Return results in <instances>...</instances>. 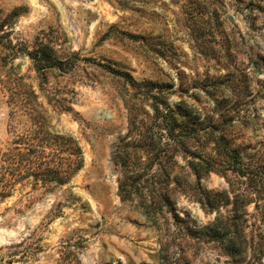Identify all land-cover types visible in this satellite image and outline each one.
<instances>
[{"label":"rangeland","instance_id":"1","mask_svg":"<svg viewBox=\"0 0 264 264\" xmlns=\"http://www.w3.org/2000/svg\"><path fill=\"white\" fill-rule=\"evenodd\" d=\"M200 11L219 18L190 25L187 12ZM37 42L54 47L62 70L40 76L26 55ZM107 67L154 81L167 104L183 99L204 119L238 105L264 121V0H0V166L35 127L13 103L16 91L28 93L46 128L64 136L63 159L70 137L82 151L80 167L51 191L28 177L0 197V264H264L252 250L234 260L200 228L216 215L203 210L209 191L228 184L215 171L197 177L181 152L165 159V182L153 179L152 165L134 183L147 191L161 185L170 204L121 199L117 146L131 144L136 130L123 97L150 107L141 84ZM145 122L153 139L166 140L159 125ZM243 141H254L248 129Z\"/></svg>","mask_w":264,"mask_h":264},{"label":"trees","instance_id":"2","mask_svg":"<svg viewBox=\"0 0 264 264\" xmlns=\"http://www.w3.org/2000/svg\"><path fill=\"white\" fill-rule=\"evenodd\" d=\"M186 16L187 22L193 26L202 23L207 17L219 18L215 12L206 14L201 11L187 12ZM196 40L198 41V37ZM26 55L43 78L44 71L54 68L62 70L65 65L57 56L54 47L43 42H37L35 47L26 51ZM107 68L115 71L131 86L141 84L143 91L140 95L149 100L150 107L147 111L141 104L123 97L128 123L131 126L136 125V130L133 131L131 144L117 146L116 164L123 171V180H120L118 191L121 199L137 195L144 204H170V196L161 185L147 191L148 189L137 187L134 183L141 180L142 169L147 170L152 165H157L153 179L157 176L158 180H162L160 184L165 182L160 177L169 176L165 159H173L174 152H181L197 177L215 171L228 184L226 189L209 191L212 198L204 203L203 210L216 211V215L213 221L200 228L216 239L234 260L243 262L247 250H252L253 255L260 259L264 254V121L260 120L261 114L256 109L250 112L234 105L221 111L216 119L211 118L214 121L204 119L201 108L183 99L174 106L167 104L166 94L160 88L154 90V81L138 82L126 71ZM29 93L37 102L35 92L30 89ZM11 97L13 103H17L33 121L35 127L18 137L12 152L6 153L2 159L0 197H5L14 183L28 177L32 178L34 187L41 183L46 191H51L54 185L64 183L80 167L81 148L76 139L70 137L67 139L68 157L63 159L59 147L65 139L64 136L46 128L43 116L30 102L28 93L16 91L11 93ZM63 110L71 112V107ZM140 112L144 114L141 116ZM148 118L159 125L160 130L165 131V141H162L163 135L155 139L151 137L146 130L145 121ZM247 129L254 141L237 142ZM52 145L57 147H51ZM142 155H145L146 160H143ZM126 181L131 184H124ZM225 202L230 204V208L223 213L220 208ZM250 204L253 207L248 212L246 206ZM174 215L178 217L176 213ZM250 218L253 219L252 223H249ZM246 227L251 228L250 236L244 233Z\"/></svg>","mask_w":264,"mask_h":264},{"label":"water","instance_id":"3","mask_svg":"<svg viewBox=\"0 0 264 264\" xmlns=\"http://www.w3.org/2000/svg\"><path fill=\"white\" fill-rule=\"evenodd\" d=\"M228 19L231 21V16L228 17ZM223 263V262H222ZM13 264H16L15 262Z\"/></svg>","mask_w":264,"mask_h":264}]
</instances>
